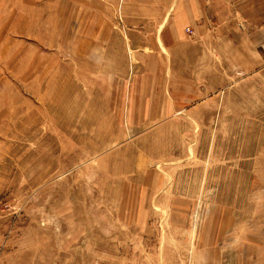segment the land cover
Here are the masks:
<instances>
[{"label": "rangeland", "instance_id": "1", "mask_svg": "<svg viewBox=\"0 0 264 264\" xmlns=\"http://www.w3.org/2000/svg\"><path fill=\"white\" fill-rule=\"evenodd\" d=\"M226 7L141 73L118 13L0 0V264H264V0Z\"/></svg>", "mask_w": 264, "mask_h": 264}, {"label": "crops", "instance_id": "2", "mask_svg": "<svg viewBox=\"0 0 264 264\" xmlns=\"http://www.w3.org/2000/svg\"><path fill=\"white\" fill-rule=\"evenodd\" d=\"M89 1L94 5L90 11L118 13L117 20L113 18L103 20L100 27L120 25L123 31L119 40L124 43L121 56L130 58L138 72L147 73L157 70L159 64L165 65L164 62H170L169 55L173 53L183 52L185 55L191 45L198 47L196 50L203 54L205 43L209 45L213 41L221 43L220 37L217 39L210 35L211 31L226 27L224 19H226V11H229V7L225 8V6L228 2L240 0ZM236 6L240 8V4ZM258 9H261V5ZM213 19L217 20V25L212 24ZM186 29L191 30L192 33L187 34ZM224 37L227 36L222 34L225 44ZM216 48L218 51L220 49L227 51V46ZM203 66L201 62V67ZM126 264L150 263H148V258L140 257L128 259Z\"/></svg>", "mask_w": 264, "mask_h": 264}]
</instances>
